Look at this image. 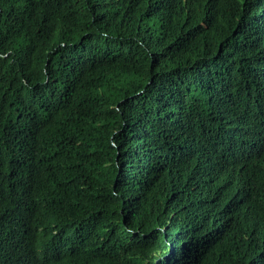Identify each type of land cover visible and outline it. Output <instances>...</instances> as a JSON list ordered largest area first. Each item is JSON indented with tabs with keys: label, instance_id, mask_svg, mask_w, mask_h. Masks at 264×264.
<instances>
[{
	"label": "trees",
	"instance_id": "trees-1",
	"mask_svg": "<svg viewBox=\"0 0 264 264\" xmlns=\"http://www.w3.org/2000/svg\"><path fill=\"white\" fill-rule=\"evenodd\" d=\"M0 264H264V0H0Z\"/></svg>",
	"mask_w": 264,
	"mask_h": 264
}]
</instances>
